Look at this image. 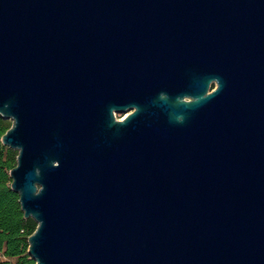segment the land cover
<instances>
[{"label": "water", "instance_id": "1", "mask_svg": "<svg viewBox=\"0 0 264 264\" xmlns=\"http://www.w3.org/2000/svg\"><path fill=\"white\" fill-rule=\"evenodd\" d=\"M0 116L36 264H264V0H0Z\"/></svg>", "mask_w": 264, "mask_h": 264}, {"label": "trees", "instance_id": "2", "mask_svg": "<svg viewBox=\"0 0 264 264\" xmlns=\"http://www.w3.org/2000/svg\"><path fill=\"white\" fill-rule=\"evenodd\" d=\"M11 127V121L0 116V264H36L28 254V238L37 223L26 219L19 203V196L11 189L9 173L17 164L18 152L1 142Z\"/></svg>", "mask_w": 264, "mask_h": 264}, {"label": "flooded vegetation", "instance_id": "3", "mask_svg": "<svg viewBox=\"0 0 264 264\" xmlns=\"http://www.w3.org/2000/svg\"><path fill=\"white\" fill-rule=\"evenodd\" d=\"M164 96H166L167 94L163 93ZM185 99L188 100V97H185ZM135 110L134 106H130L126 109L125 112H121V113H115V117L117 120H122L124 118H126L128 115H130L131 113H133Z\"/></svg>", "mask_w": 264, "mask_h": 264}, {"label": "rangeland", "instance_id": "4", "mask_svg": "<svg viewBox=\"0 0 264 264\" xmlns=\"http://www.w3.org/2000/svg\"><path fill=\"white\" fill-rule=\"evenodd\" d=\"M12 264H16V261L15 260H12Z\"/></svg>", "mask_w": 264, "mask_h": 264}]
</instances>
